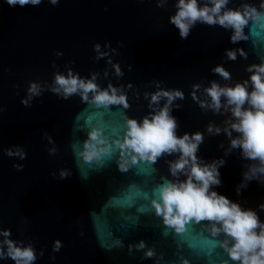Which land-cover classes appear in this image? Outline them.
<instances>
[{"label": "water", "instance_id": "95a60500", "mask_svg": "<svg viewBox=\"0 0 264 264\" xmlns=\"http://www.w3.org/2000/svg\"><path fill=\"white\" fill-rule=\"evenodd\" d=\"M198 2L202 7L207 0ZM177 3L59 0L53 5L41 0L22 7L0 0V232L10 230L8 238L17 246L31 245L34 264H239L222 246L225 235H212L210 222L193 220L177 233L157 215L153 201L160 200L159 186L186 179L170 172L178 153L164 154L155 164L121 157L118 142H123L127 121L142 122L163 108L167 97L151 102L161 91L183 93L170 105V115L177 136L203 134L199 162L217 161L220 172L221 185L212 190L254 210L264 222V174L251 180L244 176L259 162L232 147L231 141L242 136L231 128L238 121L226 98L221 97L225 107L217 112L206 91L213 82L234 87L244 81L251 91L247 69L264 63V20H250L244 28L248 40L237 43L231 42V29L200 22L182 38L170 22ZM262 4L229 0L222 11L250 5L264 13ZM228 50L237 51L235 60L228 58ZM217 66L230 79L215 73ZM69 71L82 79L96 74L99 88H117L128 107L98 106L93 93L84 101L80 94L65 99L53 92L56 74ZM32 84L39 95L29 92ZM210 125L220 133L209 132ZM93 131L98 133L93 143L109 151L85 162L77 153ZM122 159L128 160L127 171L119 168ZM61 172L68 175L61 178ZM141 241L142 249L137 247ZM149 249L152 257H146ZM0 264L15 261L4 258Z\"/></svg>", "mask_w": 264, "mask_h": 264}, {"label": "clouds", "instance_id": "9594fccd", "mask_svg": "<svg viewBox=\"0 0 264 264\" xmlns=\"http://www.w3.org/2000/svg\"><path fill=\"white\" fill-rule=\"evenodd\" d=\"M10 6L38 5L41 0H6ZM55 5L59 0H50ZM229 0H207L201 7L198 0H178L177 12L170 18V22L179 30L182 38H187L190 29L197 23L208 25L219 24L221 27L233 31L230 37L231 42L237 43L248 40L244 28L250 20H264V13L259 12L255 7L244 5L243 11L226 8ZM264 8V4L261 5ZM100 53V45H95ZM241 56L246 57L243 49H239ZM105 53H100L102 57ZM227 56L230 60L237 58V51L228 50ZM117 74L120 73L119 65L114 66ZM250 76L249 81L242 84L237 83L234 87H221L213 82L206 91L211 97L210 105L215 111L225 107L221 103V97L226 98L227 106L231 107L233 116L238 121L232 123L231 128L242 134L240 138L233 139V148H241L243 156L247 159L258 161L257 165L250 167L244 174L246 180H251L258 174H264V63L253 64L247 69ZM214 72L224 79H230V73L222 66H217ZM96 74L91 79H82L78 74L68 72L67 76L57 73L54 79L53 92L62 95L65 99L74 94H80L84 101H88L89 93H93V102L98 106L123 105L128 107L127 97L118 95V89L109 85L107 89L101 90L96 81ZM198 87V86H196ZM29 92L39 95L40 91L36 84H32ZM161 97H167V103L158 112L145 117L142 122L135 119L127 121V132L123 142H118L121 150V157L130 156L131 163L135 164L140 160L155 164L164 154L171 155L178 153L179 158L170 162V172L173 177L181 173L186 176L183 181H167L159 186V201H153L157 215L163 216L164 223L175 228L177 233H183L186 225L195 220L197 223L207 221L212 224L213 236L223 233L226 239L223 247L228 251L233 261L239 264H264V222H261L258 214L251 209H242L241 206L231 201L228 197L212 190L214 186H220V172L218 162L201 164L197 156L199 144L203 142V134L195 133L191 136L185 134L180 137L176 134L177 122L170 115V105L177 97L183 98L180 91H161L152 95L151 102L158 103ZM25 103H27L25 101ZM245 104L249 107L245 109ZM203 106V105H202ZM209 132L215 131L219 134L221 129L210 125ZM231 135L228 129H224ZM98 139V133L93 131L89 139L84 142V149L78 152L85 162L98 159L102 152L109 149H100L93 143ZM54 151V150H53ZM17 155L23 153L17 152ZM9 155H13L9 151ZM219 164L222 166L223 161ZM121 171L128 170V160L122 159L119 164ZM68 175L61 172V178ZM239 191V190H238ZM264 209V205L260 206ZM259 230V231H258ZM5 239L0 241V259L11 258L15 264H34L36 253L29 245L28 247L17 246V243L10 237V230L0 232ZM230 238V240L228 239ZM231 242V247L229 243ZM120 243V241H116ZM7 246V251L4 250ZM60 242L57 241L55 250H59ZM144 248L143 241L137 245ZM154 252L149 249L146 257H152ZM184 264H188L185 260Z\"/></svg>", "mask_w": 264, "mask_h": 264}]
</instances>
